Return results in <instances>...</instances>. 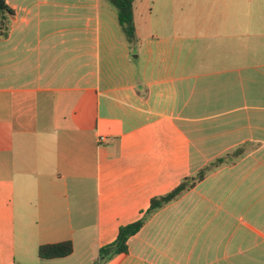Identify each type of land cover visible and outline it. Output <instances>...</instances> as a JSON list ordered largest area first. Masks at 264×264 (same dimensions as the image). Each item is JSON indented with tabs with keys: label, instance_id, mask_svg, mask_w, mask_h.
Masks as SVG:
<instances>
[{
	"label": "crops",
	"instance_id": "1",
	"mask_svg": "<svg viewBox=\"0 0 264 264\" xmlns=\"http://www.w3.org/2000/svg\"><path fill=\"white\" fill-rule=\"evenodd\" d=\"M5 3L0 264H93L221 158L104 264H264V0H135L130 44L106 0Z\"/></svg>",
	"mask_w": 264,
	"mask_h": 264
},
{
	"label": "trees",
	"instance_id": "2",
	"mask_svg": "<svg viewBox=\"0 0 264 264\" xmlns=\"http://www.w3.org/2000/svg\"><path fill=\"white\" fill-rule=\"evenodd\" d=\"M116 10L117 21L121 30L130 44L135 40V29L133 22V3L135 0H106ZM13 14L12 10L7 6L5 0H0V30H6L7 18ZM224 160L216 159L211 162L206 168L197 172L195 176L187 177L181 181L173 190L163 196L153 197L143 216L128 225L121 226L118 229L116 238L108 245L101 247L98 250V256L93 264H104L109 259L116 255L125 254L127 252V241L135 235L143 226L146 219L156 210L162 208L169 202L175 200L184 192L189 191L194 185L200 182L205 174L211 169L222 164ZM72 253V244L69 241L56 244L42 245L37 249V256L40 259H60L69 256Z\"/></svg>",
	"mask_w": 264,
	"mask_h": 264
},
{
	"label": "built area",
	"instance_id": "3",
	"mask_svg": "<svg viewBox=\"0 0 264 264\" xmlns=\"http://www.w3.org/2000/svg\"><path fill=\"white\" fill-rule=\"evenodd\" d=\"M99 141L102 142V141H104V139L103 138H99Z\"/></svg>",
	"mask_w": 264,
	"mask_h": 264
}]
</instances>
